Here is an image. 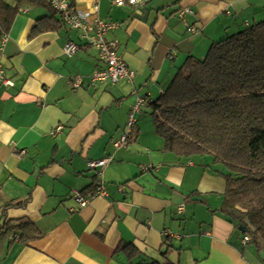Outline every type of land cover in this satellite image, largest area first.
<instances>
[{"label": "crops", "instance_id": "crops-1", "mask_svg": "<svg viewBox=\"0 0 264 264\" xmlns=\"http://www.w3.org/2000/svg\"><path fill=\"white\" fill-rule=\"evenodd\" d=\"M65 1L119 24L106 38L134 76L91 82L101 63L79 31L45 5L19 7L1 58L13 85H0V225L27 219L33 230L24 243L0 239V264H262L253 246H239L220 210L224 164L164 150L147 105L129 143H112L137 96L156 99L188 56L201 59L212 43L263 20L264 0H144L137 7ZM183 8L191 12L180 17ZM68 41L79 46L71 57L62 53ZM74 76L81 77L77 88L69 83ZM108 155L106 195L79 207L73 191L95 188L87 161ZM120 243L137 256L128 260L116 250Z\"/></svg>", "mask_w": 264, "mask_h": 264}, {"label": "trees", "instance_id": "trees-1", "mask_svg": "<svg viewBox=\"0 0 264 264\" xmlns=\"http://www.w3.org/2000/svg\"><path fill=\"white\" fill-rule=\"evenodd\" d=\"M32 2L57 13L47 0H0V39L19 7ZM38 29L36 24L33 31ZM146 105L164 150L186 158L209 155L225 165L220 210L233 223L239 246H253L264 264V19L212 43L201 59L188 56ZM32 228L27 219L4 220L0 239L24 243ZM244 236L249 240L242 245ZM116 250H124L128 260L138 254L126 243Z\"/></svg>", "mask_w": 264, "mask_h": 264}, {"label": "built area", "instance_id": "built-area-1", "mask_svg": "<svg viewBox=\"0 0 264 264\" xmlns=\"http://www.w3.org/2000/svg\"><path fill=\"white\" fill-rule=\"evenodd\" d=\"M50 6L60 15L61 22L73 29L79 31V37L86 44L93 46L98 53V59L101 66L94 70L89 79L91 82L96 83H108L115 84L119 81H131L134 76V71L130 69L122 57L115 50V43L109 41L107 34L117 28L119 24L111 20H102L98 17L96 12H85L79 9L73 8L70 3L65 0H47ZM144 0H112L113 5L118 7L132 6L137 7L141 5ZM96 8V7H95ZM186 12H191L190 9L183 8L179 12V16L182 17ZM6 35H2L0 39V85L4 87H11L13 82L5 76L4 67L1 61L2 47L5 42ZM79 46L75 42L68 41L62 48V53L66 57H71L77 52ZM69 83L73 88H77L81 85V77L74 76L69 79ZM163 92V91H161ZM151 101V98L145 95H139L131 105L125 122L124 129L118 139L113 141V147L115 149L125 147L134 132L137 124V114L141 111L142 107ZM60 127L57 128L59 130ZM112 160V156L87 161L88 169H91L95 173V188L94 191L83 194L81 191L75 190L72 193V197L76 201L79 207H84L97 196H105V185L102 180L103 168L109 164ZM150 167H144L143 170ZM120 190V187H119ZM178 212L183 210V205L177 207ZM172 233L167 230L163 231V237L170 239ZM249 237L244 236L241 239V244L244 245L248 242Z\"/></svg>", "mask_w": 264, "mask_h": 264}, {"label": "rangeland", "instance_id": "rangeland-1", "mask_svg": "<svg viewBox=\"0 0 264 264\" xmlns=\"http://www.w3.org/2000/svg\"><path fill=\"white\" fill-rule=\"evenodd\" d=\"M260 251L263 253L262 255H264V248H260Z\"/></svg>", "mask_w": 264, "mask_h": 264}, {"label": "water", "instance_id": "water-1", "mask_svg": "<svg viewBox=\"0 0 264 264\" xmlns=\"http://www.w3.org/2000/svg\"><path fill=\"white\" fill-rule=\"evenodd\" d=\"M242 228V226H239V229H241Z\"/></svg>", "mask_w": 264, "mask_h": 264}]
</instances>
